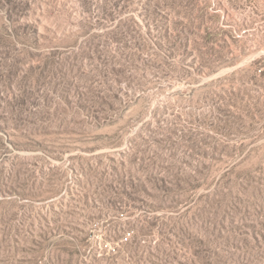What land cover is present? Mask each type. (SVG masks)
Returning <instances> with one entry per match:
<instances>
[{"label": "rangeland", "instance_id": "rangeland-1", "mask_svg": "<svg viewBox=\"0 0 264 264\" xmlns=\"http://www.w3.org/2000/svg\"><path fill=\"white\" fill-rule=\"evenodd\" d=\"M255 61L264 0H0V264H264Z\"/></svg>", "mask_w": 264, "mask_h": 264}, {"label": "trees", "instance_id": "trees-1", "mask_svg": "<svg viewBox=\"0 0 264 264\" xmlns=\"http://www.w3.org/2000/svg\"><path fill=\"white\" fill-rule=\"evenodd\" d=\"M94 50H95V48H94ZM252 65L255 68L254 72H257V70H261L260 68L256 67L258 65V61L253 62V64H251V66ZM232 74H235V72H233ZM263 75H264V72H263V70H261V72H260V74L258 76L261 77ZM224 79H226V77L219 78L217 80L219 81V80H224Z\"/></svg>", "mask_w": 264, "mask_h": 264}]
</instances>
